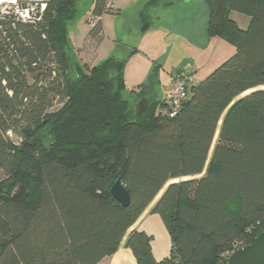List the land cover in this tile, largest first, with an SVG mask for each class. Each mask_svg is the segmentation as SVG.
Wrapping results in <instances>:
<instances>
[{"label":"trees","instance_id":"16d2710c","mask_svg":"<svg viewBox=\"0 0 264 264\" xmlns=\"http://www.w3.org/2000/svg\"><path fill=\"white\" fill-rule=\"evenodd\" d=\"M203 1L206 38L235 52L191 86L175 118L152 94L159 66L131 92L147 100L143 113L124 100L135 48L78 64L67 36L77 0H49L36 24L0 22V264H98L163 190L150 212L170 256L156 261L152 237L133 231L136 264H227L264 231V0ZM174 5L144 0L141 33L152 10ZM103 14L97 0L92 16ZM101 31L98 21L88 35ZM117 179L126 208L110 194Z\"/></svg>","mask_w":264,"mask_h":264},{"label":"rangeland","instance_id":"374dc122","mask_svg":"<svg viewBox=\"0 0 264 264\" xmlns=\"http://www.w3.org/2000/svg\"><path fill=\"white\" fill-rule=\"evenodd\" d=\"M90 5L91 0H82L78 3L77 14L67 25L69 44V39L72 38L75 46L82 45L84 39L83 32L88 26L86 24V19L89 17ZM134 9L135 6L121 16L107 13L103 15V23L106 26V34L104 36V43L106 45L112 42L115 33L119 38L121 33L126 34L132 31L135 21L133 16ZM169 15V20L172 17L171 21L174 19L175 25L173 27L171 26V28L169 27L173 31H171L169 35L165 33L161 46L159 45L153 49L152 47H148L146 49L147 54L145 52H140L136 59H132L129 63L127 62L128 64L125 66V88L122 92V96L124 100L129 101L132 106L137 105L140 100L137 101L136 95H131V92L138 91V84L143 81L142 79H144V81L141 82V84L145 83L150 76V74H144L143 77V74L139 73V68L150 59V56L155 57L154 64L155 66H159V74H157L158 80L161 83L159 90L165 95L168 89L170 73L183 66L184 62L188 63V65L189 62H193L194 65L190 64V68H188L186 72H191L195 81L203 80L235 52L233 45L220 38L206 43L208 39L205 36L204 28L207 11L203 0H194L188 4L181 5V9H175V11H171ZM231 19L238 24L240 29L245 30L248 27L249 18L246 16L238 13H231ZM170 29L167 28V31L169 32ZM190 39L197 43H205L206 45L199 48L194 46ZM70 48L73 50L71 45ZM104 53H106V47L99 52L100 56L98 60L101 62L107 59L104 58L103 60L102 57ZM75 60L78 64L83 66L82 60L76 55ZM59 106L60 103L56 101L55 108ZM10 138L14 142H17V138L14 135H10ZM216 138L217 135L214 139V143ZM159 196L155 199V202L158 200Z\"/></svg>","mask_w":264,"mask_h":264},{"label":"crops","instance_id":"0c3cea01","mask_svg":"<svg viewBox=\"0 0 264 264\" xmlns=\"http://www.w3.org/2000/svg\"><path fill=\"white\" fill-rule=\"evenodd\" d=\"M82 0H77V5ZM97 0H91V7L89 12V17L93 15V10L95 7ZM144 0H115V6L117 9L116 16L124 15L125 12L130 10L133 6H135L133 16L135 18L134 25L132 27V31H129V33L123 34L121 33L119 38L117 37V34L115 33L112 42H109L108 45L104 43V36L106 34V26L103 23L104 14L101 16L100 20V26H101V34L99 36L92 37L89 34L91 27L88 25L83 32V42L82 45L75 46L73 43V39L70 38V45L73 48V52L75 55L82 60L83 65H88L89 67H93L97 64H99L98 58H99V52L101 49L103 50L106 47V53L103 55L104 58H108L116 53H127L130 49L135 48L137 50V53L134 54L128 61V63L132 59H136L137 55L140 52H146V49L148 47L155 48L157 46H161L163 37L166 33V35L171 34V26L173 27L175 25V21H171L169 13L171 11H175V9H181V5H184L181 1L175 0V5L168 9H154L150 12V15L153 19L152 27L145 32L144 34L141 33V25L139 21V14L140 9L142 7ZM207 11V8H206ZM123 12V14H122ZM231 17V15H230ZM207 21V17H206ZM170 27V28H169ZM167 28L170 29V31H167ZM206 29V24L204 28V33ZM217 38H209L208 41H214ZM191 43L194 44V46H197L199 48L204 47L205 43H197L196 41H193L190 39ZM102 47V48H101ZM154 61L155 57L150 56V59L147 60L144 64H142V67L139 68V73L143 74H151L153 68H154ZM127 63V64H128ZM153 64V65H152ZM190 64L194 65L193 62L188 63L184 62L183 66L176 69L174 71L175 73L178 71H184L182 73L192 74L191 72H186L188 68H190ZM174 72L170 73V80L168 84V89L166 94L160 92L159 88L161 86L160 81L158 80V85L154 87L152 94H154L158 100L166 99L167 94L170 92L171 89V80L173 77ZM159 74V72H158ZM142 77V78H143ZM144 81V79H142ZM141 81V82H143ZM202 80H196L197 83H200ZM141 82L138 84V86L142 85ZM144 84V83H143ZM155 201L142 213V215L138 218V220L132 225V227L128 230L125 237L123 238L118 250L114 255L111 257L104 258L101 260L98 264H136V260L132 254V252L126 248L125 243L128 235L133 231H140L145 233L146 235L152 237V241L150 243V249L153 258L156 261H161L163 259H166L170 256L171 251V239L170 236L160 219L158 215L152 214L150 211L154 205Z\"/></svg>","mask_w":264,"mask_h":264},{"label":"built area","instance_id":"2783aa9c","mask_svg":"<svg viewBox=\"0 0 264 264\" xmlns=\"http://www.w3.org/2000/svg\"><path fill=\"white\" fill-rule=\"evenodd\" d=\"M49 0H0V22H8L12 28L17 23L36 24L42 15ZM103 13L115 15L117 9L115 0H101ZM100 17L90 16L87 24L94 27ZM192 74L180 73L172 77L171 89L165 99L166 115L175 118L180 114L184 102L189 97L191 86L196 85Z\"/></svg>","mask_w":264,"mask_h":264},{"label":"water","instance_id":"95a60500","mask_svg":"<svg viewBox=\"0 0 264 264\" xmlns=\"http://www.w3.org/2000/svg\"><path fill=\"white\" fill-rule=\"evenodd\" d=\"M192 1L194 0H181L183 4H188ZM147 106V100L145 98L141 99L135 107V114L139 115L143 113L147 109ZM172 183L174 182L167 184V186ZM162 192L159 195H161ZM110 194L123 208L128 207L130 203L129 194L120 179H117L111 187ZM227 264H264V231L256 237L252 244L236 250L228 258Z\"/></svg>","mask_w":264,"mask_h":264}]
</instances>
